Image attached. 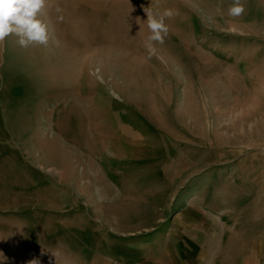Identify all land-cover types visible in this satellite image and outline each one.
<instances>
[{
  "label": "rangeland",
  "instance_id": "374dc122",
  "mask_svg": "<svg viewBox=\"0 0 264 264\" xmlns=\"http://www.w3.org/2000/svg\"><path fill=\"white\" fill-rule=\"evenodd\" d=\"M46 0L0 43V264H264V0ZM164 43L145 46L147 14Z\"/></svg>",
  "mask_w": 264,
  "mask_h": 264
},
{
  "label": "clouds",
  "instance_id": "9594fccd",
  "mask_svg": "<svg viewBox=\"0 0 264 264\" xmlns=\"http://www.w3.org/2000/svg\"><path fill=\"white\" fill-rule=\"evenodd\" d=\"M45 5L46 0H0V43L14 34L18 37L17 43L21 47H28L32 43L47 45L48 24L40 18ZM244 11L245 7L241 0H233L229 15L240 16ZM145 12L147 26L151 33L146 39L145 46L152 54L156 51L154 42L164 43L168 33L165 18L171 17L173 12L170 9H165L162 14H153L150 9ZM28 264H39V261L33 259Z\"/></svg>",
  "mask_w": 264,
  "mask_h": 264
}]
</instances>
